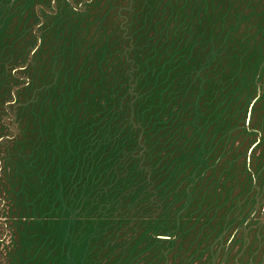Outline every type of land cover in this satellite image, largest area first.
Wrapping results in <instances>:
<instances>
[{
	"label": "rangeland",
	"instance_id": "rangeland-1",
	"mask_svg": "<svg viewBox=\"0 0 264 264\" xmlns=\"http://www.w3.org/2000/svg\"><path fill=\"white\" fill-rule=\"evenodd\" d=\"M0 264H264V0H0Z\"/></svg>",
	"mask_w": 264,
	"mask_h": 264
}]
</instances>
